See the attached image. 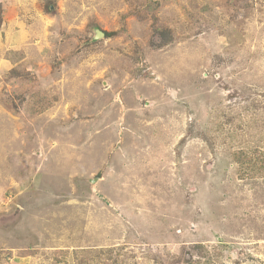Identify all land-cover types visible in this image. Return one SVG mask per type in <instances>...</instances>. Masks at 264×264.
I'll use <instances>...</instances> for the list:
<instances>
[{
	"label": "rangeland",
	"instance_id": "374dc122",
	"mask_svg": "<svg viewBox=\"0 0 264 264\" xmlns=\"http://www.w3.org/2000/svg\"><path fill=\"white\" fill-rule=\"evenodd\" d=\"M0 264H264V0H0Z\"/></svg>",
	"mask_w": 264,
	"mask_h": 264
},
{
	"label": "trees",
	"instance_id": "16d2710c",
	"mask_svg": "<svg viewBox=\"0 0 264 264\" xmlns=\"http://www.w3.org/2000/svg\"><path fill=\"white\" fill-rule=\"evenodd\" d=\"M105 34L108 36V33H105ZM12 54L15 55L16 52L12 53ZM7 59L10 60L9 57ZM38 95H40L41 98H38ZM44 95H46V94L33 93L29 96V100L27 103H28L30 115H32V116L39 115V114L45 112L46 110H48L52 106V103H51V101H49V98L44 96ZM239 154L243 155L244 152H240ZM236 159L238 160L239 163H243L242 159L237 158V154H236Z\"/></svg>",
	"mask_w": 264,
	"mask_h": 264
},
{
	"label": "water",
	"instance_id": "95a60500",
	"mask_svg": "<svg viewBox=\"0 0 264 264\" xmlns=\"http://www.w3.org/2000/svg\"><path fill=\"white\" fill-rule=\"evenodd\" d=\"M104 32L100 31V30H96V35H95V39H100L102 37H104Z\"/></svg>",
	"mask_w": 264,
	"mask_h": 264
},
{
	"label": "crops",
	"instance_id": "0c3cea01",
	"mask_svg": "<svg viewBox=\"0 0 264 264\" xmlns=\"http://www.w3.org/2000/svg\"><path fill=\"white\" fill-rule=\"evenodd\" d=\"M39 118V117H38Z\"/></svg>",
	"mask_w": 264,
	"mask_h": 264
}]
</instances>
